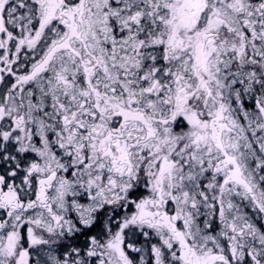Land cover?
Listing matches in <instances>:
<instances>
[{"label":"snow or ice","instance_id":"obj_1","mask_svg":"<svg viewBox=\"0 0 264 264\" xmlns=\"http://www.w3.org/2000/svg\"><path fill=\"white\" fill-rule=\"evenodd\" d=\"M0 264H264V0H0Z\"/></svg>","mask_w":264,"mask_h":264}]
</instances>
